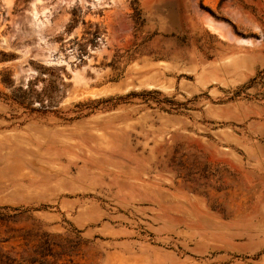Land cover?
I'll return each mask as SVG.
<instances>
[{
	"label": "rangeland",
	"instance_id": "rangeland-1",
	"mask_svg": "<svg viewBox=\"0 0 264 264\" xmlns=\"http://www.w3.org/2000/svg\"><path fill=\"white\" fill-rule=\"evenodd\" d=\"M26 230L58 264H264V0H0V246Z\"/></svg>",
	"mask_w": 264,
	"mask_h": 264
},
{
	"label": "trees",
	"instance_id": "trees-1",
	"mask_svg": "<svg viewBox=\"0 0 264 264\" xmlns=\"http://www.w3.org/2000/svg\"><path fill=\"white\" fill-rule=\"evenodd\" d=\"M3 209H11L14 211H22L18 207L2 206ZM53 234L47 231H36L26 230L15 236L18 239L25 241V248L19 252H9L0 246V264H58L56 260L61 259L65 255H71L72 248H65L61 244L55 242L51 237ZM13 237V236H12ZM4 239L3 241H8ZM32 241H37L33 248L30 244ZM56 246H60L61 249H55ZM17 255H20L18 257ZM49 257L55 258L54 260ZM67 261L71 264L74 263L73 259L67 258Z\"/></svg>",
	"mask_w": 264,
	"mask_h": 264
},
{
	"label": "bare ground",
	"instance_id": "bare-ground-1",
	"mask_svg": "<svg viewBox=\"0 0 264 264\" xmlns=\"http://www.w3.org/2000/svg\"><path fill=\"white\" fill-rule=\"evenodd\" d=\"M206 21H207V26H209L211 29H213L216 32H219L222 35L225 34V32H224V34L222 32L223 28H221L215 21H213V20H206Z\"/></svg>",
	"mask_w": 264,
	"mask_h": 264
},
{
	"label": "crops",
	"instance_id": "crops-1",
	"mask_svg": "<svg viewBox=\"0 0 264 264\" xmlns=\"http://www.w3.org/2000/svg\"><path fill=\"white\" fill-rule=\"evenodd\" d=\"M208 29H210V28L208 27ZM214 33H217V32H214Z\"/></svg>",
	"mask_w": 264,
	"mask_h": 264
}]
</instances>
